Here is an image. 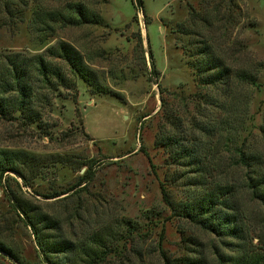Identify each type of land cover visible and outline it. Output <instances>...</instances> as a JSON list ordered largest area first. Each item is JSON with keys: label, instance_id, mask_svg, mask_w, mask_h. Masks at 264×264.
Here are the masks:
<instances>
[{"label": "rangeland", "instance_id": "obj_1", "mask_svg": "<svg viewBox=\"0 0 264 264\" xmlns=\"http://www.w3.org/2000/svg\"><path fill=\"white\" fill-rule=\"evenodd\" d=\"M140 1L31 0L38 15L29 13L19 27L0 24V72L7 68V57H42L70 81L62 84L54 76L52 88L39 79L31 110L15 118L0 115V149L45 163L29 188L17 178L0 184V241L18 259L0 253V264H46L8 191L42 216L59 220L73 242L98 230L118 235L128 220L138 225L140 235L122 242V257L107 264H164L163 253L171 261L200 264H218L216 251L238 256L234 247L172 211L169 200L178 207L207 189H194L180 178L184 168L170 165L168 152L156 141L162 131H190L191 123L202 124L204 132L195 136L211 145L209 160L223 162L224 181L242 182L243 173L232 174V154L223 143L244 141L264 158V0ZM77 6L84 8V24L48 17L52 13L78 22ZM204 41L222 49L225 62L255 74L258 85L238 87L235 95L222 87L200 89L207 104L198 113L199 89L189 55L195 42ZM62 43L81 55L88 81L59 58ZM235 120L242 121L237 134L218 132L221 122ZM86 166L93 167V178L76 187ZM235 203L243 235L234 242L261 254L264 208L246 189L237 190Z\"/></svg>", "mask_w": 264, "mask_h": 264}, {"label": "trees", "instance_id": "obj_2", "mask_svg": "<svg viewBox=\"0 0 264 264\" xmlns=\"http://www.w3.org/2000/svg\"><path fill=\"white\" fill-rule=\"evenodd\" d=\"M139 3L141 1L139 0ZM31 0H0V23L2 26L19 27L24 24L29 13L38 15L39 11L33 10ZM77 18L58 15L54 18L52 13L48 17L52 21H63L65 24L76 25L87 22L84 8L77 6ZM50 12V11H49ZM194 50L189 55L194 61L189 63L193 70L196 85L198 86L199 102L195 105L198 113L206 107L207 101L200 92L206 88H227L230 95L237 93L238 87L246 85L257 86V76L243 67H236L222 60V49L215 48L209 41L194 43ZM59 58L68 63L73 73L83 81H88V68L81 55L69 44L60 45ZM6 67L0 72V115L15 118L16 115H24L31 110V102L34 98V84L42 79L52 88V78L59 79L62 84L69 85L60 69L50 68L42 57L32 60L7 57ZM2 62H0L1 64ZM12 94L11 98H3L2 93ZM172 114V113H171ZM234 116H236L234 114ZM171 117V116H170ZM34 123V122H33ZM242 121L221 122L218 132L231 129L234 134L239 132V124ZM228 126V127H225ZM225 129H222L224 128ZM180 129V130H179ZM175 128L172 133L162 131L156 144L164 147L168 152V163L184 168L180 178H187L192 188L207 189L203 193L190 197L182 205L174 206L169 200L172 211L178 216L188 219L201 229L216 235L227 246L234 247L236 257L225 255L219 251L215 252L218 264H264V250L261 254L251 253L247 244L240 245L234 240L242 239L243 219L238 213L235 203L238 189H246L251 195L253 202L264 208V158L259 157L249 149L243 141L241 145L236 142L227 141L225 148L231 152L232 157L229 167L232 174L240 171L243 173L242 182L237 178L224 181L225 174L222 167L223 162L213 157L209 160L207 151L211 145L199 140L195 135L204 132L205 127L198 123H191V130ZM264 135V127L261 129ZM211 150V149H210ZM45 163L38 157L21 151H5L0 149V184L15 178L22 180L24 187H31V181L37 178ZM93 167L86 166L83 176L76 187L89 183L93 178ZM14 177L12 178V175ZM217 178V179H216ZM222 178V179H220ZM220 179V181H219ZM16 180V179H15ZM17 181V180H16ZM15 181V182H16ZM18 182V181H17ZM7 187V185L5 186ZM22 192V189H20ZM8 199L24 218L25 223L31 228L36 239L37 247L46 264H107L112 257H122L124 246L128 240L140 235L138 225L126 221L123 223L122 233H110L102 235L101 231L88 235L87 238L73 242L62 231L60 221L52 216H42L37 210L29 206L18 196L7 192ZM61 194L47 198L60 197ZM164 199H169L167 188L163 187ZM243 235V234H242ZM118 236V237H117ZM229 242H228V241ZM0 253H6L12 258L17 257L0 241ZM164 264H200L191 259H175L171 261L165 253L162 254Z\"/></svg>", "mask_w": 264, "mask_h": 264}]
</instances>
